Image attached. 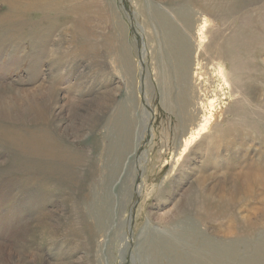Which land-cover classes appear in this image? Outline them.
I'll return each instance as SVG.
<instances>
[{"label":"rangeland","instance_id":"374dc122","mask_svg":"<svg viewBox=\"0 0 264 264\" xmlns=\"http://www.w3.org/2000/svg\"><path fill=\"white\" fill-rule=\"evenodd\" d=\"M168 22L188 96L220 102L182 156L171 51L168 108L158 87ZM219 57L238 92L216 88ZM263 238L264 0H0V264H184L205 241L248 258Z\"/></svg>","mask_w":264,"mask_h":264},{"label":"bare ground","instance_id":"6f19581e","mask_svg":"<svg viewBox=\"0 0 264 264\" xmlns=\"http://www.w3.org/2000/svg\"><path fill=\"white\" fill-rule=\"evenodd\" d=\"M140 12H141V15L143 16L144 22L146 20L148 21L149 20L148 17H149V18L153 19L155 23H158L157 26H159V24H162L161 21L163 19L161 18V15H159L156 11L150 9L149 16H148V13L143 8L139 9V13ZM208 24H209L208 16L203 14V21H202L201 26L198 30V37H199V42H200L198 50L201 48V45L206 38L204 34L206 32V27ZM165 26H167L170 31L169 32L167 31V34H165V31L163 30L164 33L162 34V37H161L163 43L166 42L167 48L165 49V47H164V49L161 50V61L159 62L158 67H157V70H158L157 77L159 79L158 80V87H159L160 95H161V103L164 107H167V104H168L167 100L172 99V92H173L172 84H171L172 80L174 78H177L179 80V82L182 83L181 88H182L183 93H181V95L178 99V101L180 102L179 103L180 107H178V109L176 108L177 109L176 112H179V114H181L182 118L184 119V120H182V118H181L180 121L181 122L185 121L188 123L187 126H185L186 128H184L185 129L184 132H187V133L183 137V139L181 140L180 154L182 156V154H184L187 151V149H189L190 145L193 142H195L197 140H201L203 138V136L209 132V129H211L212 125L216 126L217 117L220 115V110H219L220 109V107H219L220 102L218 101L217 93H214V97L208 99L206 103H202V102L198 103V101L195 100V96H188V91L190 92V89H189L190 86H188L189 82L187 83V77H188L187 68H189V66H190V59H189V56L187 57V55H189V54H187L186 48L182 46L183 45L181 43L182 40L179 38L180 34H179V32H176L177 29L173 33L174 28H173L172 24H170L168 22V23H165ZM148 34H149V39H151V33H149V31H148ZM183 41H184V37H183ZM163 43L159 44V46L161 47V45H163ZM169 44H171L173 49L171 47H169L170 46ZM198 50H197L196 54L198 53ZM169 51H171L173 54H175L178 57L177 63L174 64V71H175L176 76L173 79H172V76L167 72V69H166V67H168V66H166V64H167V59L169 57ZM213 60H214V62H212V69L211 70L213 72V75H215L216 78L218 79V86L216 88L220 91V93H222V95L225 94L223 89H227V91H229V93H231V94L238 92V90L240 89L239 85L236 81L232 80V75H234L236 72L235 67L229 68L227 63H226V59H222L220 57L213 59ZM199 66H200V64L196 63V67H195L196 72L194 74H198L197 70H200ZM199 78H201L200 75H199ZM213 92H215V91H213ZM190 93H189V95H190ZM193 95H194V93H193ZM196 105H197V107L199 105V107L202 110L200 119L199 118L196 119L195 115L192 114V109L194 111L198 112V108H196ZM188 107L190 110L188 109ZM172 108H173V106H172ZM188 110H189V112H188ZM196 120H197V123H195ZM228 123L231 124L230 121H228ZM183 125H185V124H183ZM192 125L194 127H192ZM250 171L251 170H246V171H243L242 173H238L235 177L231 176L229 178L236 179L238 181L244 180V182H251L252 179L256 178L259 174L257 171H255V172H250ZM242 188H244V187H242ZM236 189L238 190L237 187H236ZM214 242L215 243H210V241L209 242L205 241L203 246H201L199 249H195L194 252H190L191 254H189L188 257H185V258H187L186 259L187 262H185V263L186 264H234V263H236V264H264V260L258 261V259L261 258L260 255L264 254V238L261 241H257L256 243H251V242L243 243V244L241 243L242 245H244L242 248H244V247L249 248L250 247L253 250V252L249 251L248 249H247L248 251L246 250V252H247V253L245 252L246 254H248L249 252L252 253V254H250L252 256H248V258H245L246 256L241 258L240 256H238V254H237L238 252L236 253V251L234 252V250H231V249H230L231 251L229 250L228 247H233V246L235 247V244H237L236 242L228 243V244H226L225 242H222L221 244L216 243L217 241H214ZM216 244H218L221 247V249L219 247L213 248ZM238 245H239V243H238ZM209 246H211V247H209ZM208 247L212 248L210 251H208L209 253L207 252V249H209ZM233 252L236 254H234ZM259 256H260V258H258ZM250 257H252L251 260H250ZM233 260H235V261H233ZM236 260H237V262H236Z\"/></svg>","mask_w":264,"mask_h":264}]
</instances>
